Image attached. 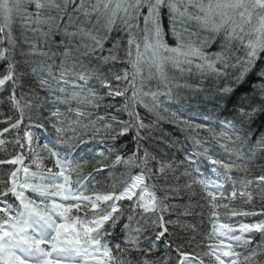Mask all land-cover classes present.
Listing matches in <instances>:
<instances>
[{
  "label": "snow or ice",
  "instance_id": "snow-or-ice-1",
  "mask_svg": "<svg viewBox=\"0 0 264 264\" xmlns=\"http://www.w3.org/2000/svg\"><path fill=\"white\" fill-rule=\"evenodd\" d=\"M17 22L19 43L26 46L20 54L26 57L24 63L31 67L38 87L75 115L66 123L68 118L58 109L51 113L55 145L67 150L61 153L44 144L41 151L54 159L56 171L45 168L39 153L27 165L23 151L0 160V166H9L6 178L0 177V264H157L149 258L157 242L173 249L167 225L178 221H165L164 216L175 206L164 204L156 194V184L148 183L153 177L166 179L164 174L172 165L160 164L154 171L150 163L155 158L147 150L141 155L139 143L127 157L115 148L117 139L133 129L138 141L145 138L141 130L151 125L140 119L138 107L158 112L164 104L162 98L175 100L170 70L233 78L237 83L254 72L261 81L253 85L260 93L259 103L250 99V111L241 107L232 121L225 122L230 132H215L206 124L171 113V122L190 133L192 147L182 163L191 169L184 175H194L183 186L168 185V191L178 195L181 188L191 191L196 184L204 190L213 218L212 230L205 237L204 256H210L214 264H264V220L228 222L231 217L260 214L254 210L256 197L247 191L253 182L250 180L242 181L239 197L252 209L231 206V200L237 198L234 172L246 174L253 167L261 168V175L254 180L261 189L259 199L264 200V165L257 164V158L264 157V136L247 153L244 151L249 122L264 114V0H0V61L6 62L0 88L10 85V99L20 114V119L11 123L12 129H19L24 109L30 107L21 105L16 97L25 75L17 71L14 59L18 41L12 28ZM114 32L122 35L117 38ZM169 36L173 43H169ZM110 41L111 47H106ZM214 45L218 51H210ZM118 63L129 67L113 71ZM92 82L104 89V94ZM233 91L230 86L219 89L225 96ZM105 96L124 99L121 110L127 113V121L112 117L103 129L96 127L104 118L93 119V112L101 107ZM84 120L87 123H82ZM112 123L119 128H113ZM33 128L47 131L43 123L29 117L23 138L17 136L15 140L21 150L25 146L32 150ZM86 129L92 134L84 139ZM9 131V127L0 130V144L5 143L2 137ZM201 131H208L229 157L218 158L210 146L205 147L206 142L197 135ZM92 142L104 147L91 161L70 158L71 149ZM113 155L111 163H105ZM90 162L92 172L84 173ZM121 164L127 171L112 180L109 190H89L88 178L93 173L114 172ZM202 164L211 167L216 179L203 177ZM132 168L139 172L131 174ZM229 181L232 191L226 195L224 184ZM122 201L129 202L127 213ZM219 208L228 210L223 217ZM181 215L193 212L189 207ZM122 220L127 222L121 224ZM118 225L124 233L123 247L109 240ZM149 229L154 239L145 235ZM142 238L150 241L146 247ZM183 248L175 246V264H205L201 255Z\"/></svg>",
  "mask_w": 264,
  "mask_h": 264
},
{
  "label": "bare ground",
  "instance_id": "bare-ground-1",
  "mask_svg": "<svg viewBox=\"0 0 264 264\" xmlns=\"http://www.w3.org/2000/svg\"><path fill=\"white\" fill-rule=\"evenodd\" d=\"M71 10V9H69ZM165 23H166V17H165ZM13 34L17 37L20 38V27L19 23L13 24L12 28ZM30 35V34H29ZM122 35V33H117L114 32L113 36L119 38V36ZM59 37V36H58ZM60 39V37H59ZM58 41V40H56ZM169 43H173L169 41ZM25 46V45H23ZM21 45L18 44L17 51L15 53L14 59L18 62L16 65L17 71L18 72H23L24 73V68H30L29 65H26L24 63V60L26 57L22 56L20 54L22 47ZM106 47H111V41L106 45ZM24 48V47H23ZM214 48V49H213ZM25 49V48H24ZM54 51L56 49H53ZM218 51L217 46H213L210 51ZM242 54V53H239ZM123 55V53H121ZM58 64V63H57ZM6 66V62H5ZM4 66V67H5ZM116 67H113V71H119L125 67H129L126 64L123 63H118L115 65ZM24 67V68H23ZM107 70V67L105 68ZM130 70V69H129ZM174 73L171 75L174 78L173 82V91L176 94V98L173 101H168L166 98H162L164 100L163 108L168 107V111L164 112L165 116H168L169 119L171 118L170 112L171 110L184 115V119H190L195 123V118L198 119V123L206 124L210 128H212L215 132L219 131H229L228 128L225 127V122L227 121H232L240 111L241 107L244 108L246 111H250L249 107V100L254 99L256 101L257 93L253 88L254 84H258L261 81L259 80V77L253 72L248 75V77L240 82L237 83L233 78H228V79H216L212 77H206V78H201L197 72L193 71L191 73H179L175 70H170V72ZM5 72V68L0 67V76H2ZM45 78H47L46 73H42ZM24 80V77H21V81ZM151 84L155 85V81H152ZM249 84L250 88H246V85ZM179 85V87H177ZM92 86L96 87L101 94H104L105 90L100 88L98 84H95L92 82ZM224 86H230L231 88L234 89V91L230 95H223L222 93L219 92V89ZM248 89V90H247ZM18 88L16 89V97L18 96L19 92H17ZM26 95L23 97L27 100V102H33L35 100V109L34 112L36 113H31L30 117L33 119V115L37 114L39 115L41 110H50V109H58L61 112L68 114L69 119L74 118V113H70L68 111V106L54 102V97L48 94V98L51 99V103L48 105H45L43 102L42 105H40V101H45V99L42 97H39L38 95L32 94V92H25ZM34 93V92H33ZM11 96V89L7 88H0V106H3L4 101L7 104V102H10L11 104L13 103L12 100L10 99ZM122 101V102H119ZM260 100L256 101L259 103ZM124 103V99L122 97H117L115 99L105 96V99L102 101V105L99 109L95 110L96 111H101L107 107H116L118 106L121 109V106ZM72 107H76L75 104L72 105ZM137 111L139 112L140 119L147 120L145 118L150 117L152 118L155 115V112H150L143 107H138ZM67 116V117H68ZM180 116V115H178ZM18 116H16L17 119ZM112 117H116V120L118 121H127L129 119L128 115L126 112L121 111L120 113L117 114H108L105 115L103 118L105 120L97 121L96 127L103 129L104 124L106 122H112ZM181 117V116H180ZM6 120V119H5ZM6 121H9L8 119ZM29 124V120H27ZM70 122L69 120H66V123ZM170 125V124H168ZM113 128H119V125L116 123H112ZM5 127H9V136L12 139H16L17 136L23 138L24 135H22V132L19 131L18 129H12L10 127L9 122L0 123V130H2ZM249 137L251 138V141L259 140L260 137L264 136V114H257L254 119L249 122ZM231 134V133H230ZM136 136V132L134 134ZM147 134H142V137H145L144 139L140 140H146L145 142L150 143L152 147V154L155 159L150 163V167L155 163L156 166H159L160 164H165V163H175L172 166V169L166 170L164 176L165 178H156L153 177L152 180H149L148 183H155L156 184V190L160 193V198L163 200L164 204H167L169 206H175V207H170L169 211L165 213L164 219L165 221H178L176 224H168L167 227L168 229L178 230L182 231V233L185 232V227L183 225V222L181 221L182 217H191L192 215L189 216H184L181 215L183 211H181L183 208V203H187L188 201L199 199V202H195L191 205H188L189 207L197 210L198 207L200 209V216L198 217L199 221H188L189 225H192V228L194 232L196 233V238H201L204 235V232L210 231L212 229V224H213V218L210 217L209 215V205L207 204L206 199H204L201 195L202 192L198 189L195 188V185H193V188L191 191L185 190L181 188L183 191H189V192H180L178 195L174 193H169L168 191V185L176 186L177 182L180 184V186L185 185L188 183L192 178L193 175H184L186 171L191 172V169L189 168V165L184 161V159L181 157L182 153L187 152V143L185 141V135L184 130H181L177 126H171L170 128L167 127V125H160L154 128V136L151 137L147 136ZM188 135L190 136V133L188 131ZM198 137H212V135L208 131H201L198 134ZM3 137H6L3 135ZM48 137V136H45ZM87 136L85 135L84 138ZM121 137H127L121 136ZM159 137V138H157ZM169 137H172L174 140V144L178 145L180 144L181 147L176 151H172L174 149L173 143L168 145L166 149H160L159 146L164 143L165 140H167ZM259 137V138H257ZM120 138V137H119ZM118 138V139H119ZM117 139V140H118ZM125 140V138H124ZM123 140V141H124ZM11 144L16 146V143L13 141H10ZM14 146V147H15ZM190 147H192V140L190 138ZM205 146V144H204ZM251 144H247L244 147V151H247L250 148ZM18 150H21L19 145H17ZM26 148V147H25ZM25 148L23 149L25 151ZM220 152L223 154V156H219L221 159H227L230 154L224 153L222 150H217V152ZM218 152V153H219ZM132 154V153H131ZM142 155V154H141ZM234 158V157H233ZM257 164L264 165V157H258L257 158ZM254 168H259V167H253L251 170H254ZM155 171V168L153 169ZM126 169L124 165H118L115 169L114 172L108 171H102V175H100L97 178L98 183L92 182L89 184V190L97 185H101L102 183H105L106 181H111L116 177H119L122 173H126ZM261 168H260V175H261ZM139 172V170L137 171ZM136 172V173H137ZM201 172L203 173V177L207 176L208 174L212 173L211 167L207 164H202L201 165ZM131 174H134V169H131ZM178 178V179H177ZM233 180L236 181V184L239 182L240 176L238 173L234 172L232 176ZM231 182V181H230ZM249 191H251L256 197L253 201V204L255 205V211L257 213H260L255 216H249V217H231L230 220H232L234 223L237 222H258L261 220H264V213H262V210H264V200L259 199V193L261 191L260 187H258L257 182L253 181ZM125 201L120 202L121 205H123ZM227 202V201H226ZM190 202H188L189 204ZM231 206H235L238 210L243 209V210H251L252 205L245 204L242 198H235L231 200ZM181 211V212H180ZM185 211V210H184ZM218 211L220 212L221 216L223 217L225 213L228 211L227 209L224 208H219ZM260 238L258 235L256 239ZM182 245V244H179ZM196 243L184 245V248H189V249H183L185 251L189 252H201L204 253L206 250L204 245L198 244L195 246ZM170 256V252L166 251V254L161 257L157 264H162V262H166V264H175L172 263V261L167 258Z\"/></svg>",
  "mask_w": 264,
  "mask_h": 264
},
{
  "label": "trees",
  "instance_id": "trees-1",
  "mask_svg": "<svg viewBox=\"0 0 264 264\" xmlns=\"http://www.w3.org/2000/svg\"><path fill=\"white\" fill-rule=\"evenodd\" d=\"M54 39L58 40L57 42H59L58 36L54 37ZM17 41H18L19 45H21V46L24 45L22 43H19L20 38H17ZM23 47L26 48V46H23ZM23 47H22V49H24ZM57 63H59V60H57ZM115 67L116 66H114V68ZM53 70L56 71V69H53ZM24 73H25V75L23 76L24 80L22 81L23 87H19V96L17 97V99L20 100L21 105L30 104V107H25V109H24V120L18 129L19 131L22 132V135H24L25 127L28 125L27 120H29L30 114L36 113V112H34V109H35V103L37 101V100H35L33 102H27V100L23 97L24 95H26L25 92H28L27 94H29V92H32V94L38 95L39 97H41V95H42V97L45 99V101H40V105H42L43 102L45 103V105H48L49 100H51L48 98V93L38 87V85L36 83V77L31 74V69L30 68H24ZM249 86L250 85L247 84L246 88L249 89L250 88ZM256 95H257L256 101L260 100L261 99L260 93H257ZM5 102L6 101H4L3 106H0V123L6 124V122H9V124L11 125V123H14L20 119V114H19V111L15 112L17 110V108L14 106V103L11 104L10 102H7V104H6ZM16 116H18L17 119H16ZM5 119L6 120L8 119L9 121H6ZM33 119L35 122L43 123L45 125V127H48L50 125L49 120L52 119L51 112H49V110H41L38 116H37V114L33 115ZM145 119H147V120H144L143 122L146 125H151V127L149 129H146V130H141L140 135L147 134L146 137L150 136L149 138L155 137L154 136V128L157 126L167 125V127H169V128L173 125L177 126L175 123L171 122L172 118L169 119V117L165 116L164 114L161 116L159 114H157L156 116L154 115L152 118L147 117ZM168 124H170V125H168ZM178 128H180V127H178ZM35 129L36 128H33L32 132ZM184 132H185V135L187 136L184 139L187 143V146H189L191 137H189V135H188V130H184ZM134 134H135V129L129 131L126 134L127 137H120L115 142V148L119 151V153L125 157L130 156L131 153H133L136 150L137 143H139L140 154H143L144 150H147L149 152V154L151 155L153 150H152L150 143L145 142L146 140L145 141L144 140L138 141L137 136H135ZM90 135L91 134H86L87 137H89ZM4 136H6V138H7V143H6V145L0 147V160L9 159L12 156H15L17 153L23 151V155L27 158V159H25L26 165L30 163L31 159L33 158V156L36 153H39L44 158L42 161L43 165L46 167L52 166L50 159L45 158V154L43 152L37 151V149L35 147L32 148L31 151H29L27 146H25L26 147L25 151L24 150H18L17 144L15 146V145L11 144V142H10V141L15 142L16 139L10 138L9 132L4 133ZM124 138H125V140H124ZM157 138H159V137H157ZM251 138L252 137H249L247 144H251ZM257 138H259V137H257ZM84 139H86V138H84ZM212 141H213V143H216L213 140V138H212ZM21 142H23V140ZM172 143H173V147H174V149L172 151H174V152H176L181 147L180 144L175 145L173 138L169 137L167 140L164 141V143H162V145L159 146V150L160 149H166V147ZM79 150H81V149H79ZM112 159H114V155L110 156L105 161V163L110 164ZM75 160H79V156H77ZM151 167L153 169L154 168L156 169V164L154 163ZM133 169H134V172H137L139 170L137 168H133ZM32 170H35L34 166H33ZM92 170H93V163L90 162L88 165L85 166L83 171H84V173H89V172H92ZM8 171H9V166H0V175L2 174V176H5V178H6ZM105 171H108V170H105ZM102 174H103L102 171L98 172V173H93V175H92L94 178L93 182H96L97 178ZM111 182H112V180L106 181L105 183H102L101 185L95 186V189L97 191H107V190H109L108 186L111 184ZM96 183H98V181ZM176 185L180 186V184L178 182ZM195 188L198 189L196 186H195ZM156 192L158 193V197H160V193L157 190H156ZM180 192L186 193L189 191H183L181 189ZM195 200H196V202H199V199L195 198ZM195 200H191V201L187 200V203L184 202L183 206H182L183 209L181 211H184L186 208H189L188 205L193 204L195 202ZM188 202H190V203L188 204ZM128 206H129V202H127V201H125L122 205V208L125 211V213H127ZM190 210L193 212V215L191 217H188V218L182 217V219H181V221L183 222V225L186 229L184 233H182V231H178L177 229L174 231L172 229L171 230L168 229L169 233H170V235L168 236V239L171 241V243L173 245V249H166L163 242H157V246L151 252V255L149 257L150 259H153V260L158 262V260L166 254V251H168V252H170V256L167 258H169L172 261V263H174V261L176 260V253L174 251L175 246H177L179 244H182V245L184 244L185 246L188 244L193 245L194 243H196L195 246H197L198 244H201V242H202L201 239H204L205 235H203L199 239L196 238V235H195L196 233L194 232L192 225L188 226V223H186L187 220L191 221V222H194L197 220L199 221L198 217L200 216V214H199L200 209L198 207V209L195 210V209L190 207ZM125 222H127V221L122 220L121 224L125 223ZM152 232H153V230L149 229V231L146 232L145 235L150 236L152 239H154ZM193 237H195L194 240L192 239ZM109 240H110V242H113L114 244H121V246L123 247V245H124V233L121 230L120 225L117 226V228L113 232L112 236L109 237ZM190 241H191V243H190ZM141 243H142V246L146 247L150 243V241L144 240L142 238ZM202 244H204V241ZM183 249H189V248H183ZM114 251H115V249H114ZM196 253L200 255L201 252H196ZM133 255L135 256L134 253H133Z\"/></svg>",
  "mask_w": 264,
  "mask_h": 264
}]
</instances>
